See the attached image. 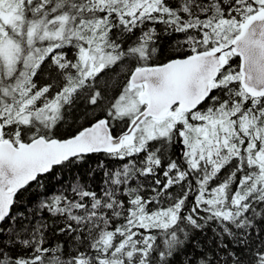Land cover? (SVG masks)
<instances>
[{"label": "snow or ice", "instance_id": "1", "mask_svg": "<svg viewBox=\"0 0 264 264\" xmlns=\"http://www.w3.org/2000/svg\"><path fill=\"white\" fill-rule=\"evenodd\" d=\"M0 264H264V0H0Z\"/></svg>", "mask_w": 264, "mask_h": 264}, {"label": "trees", "instance_id": "2", "mask_svg": "<svg viewBox=\"0 0 264 264\" xmlns=\"http://www.w3.org/2000/svg\"><path fill=\"white\" fill-rule=\"evenodd\" d=\"M209 235H210V233H209ZM197 238H198V239H203L204 237L201 236V235H198Z\"/></svg>", "mask_w": 264, "mask_h": 264}]
</instances>
